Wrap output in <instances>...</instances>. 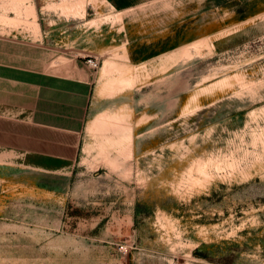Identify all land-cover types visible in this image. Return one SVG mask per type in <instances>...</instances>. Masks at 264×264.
<instances>
[{
    "label": "rangeland",
    "instance_id": "1",
    "mask_svg": "<svg viewBox=\"0 0 264 264\" xmlns=\"http://www.w3.org/2000/svg\"><path fill=\"white\" fill-rule=\"evenodd\" d=\"M0 37L95 74L74 166L0 158V264H264V0H0Z\"/></svg>",
    "mask_w": 264,
    "mask_h": 264
},
{
    "label": "crops",
    "instance_id": "2",
    "mask_svg": "<svg viewBox=\"0 0 264 264\" xmlns=\"http://www.w3.org/2000/svg\"><path fill=\"white\" fill-rule=\"evenodd\" d=\"M95 74L51 68L32 45L0 37V158L50 171L80 156Z\"/></svg>",
    "mask_w": 264,
    "mask_h": 264
},
{
    "label": "built area",
    "instance_id": "3",
    "mask_svg": "<svg viewBox=\"0 0 264 264\" xmlns=\"http://www.w3.org/2000/svg\"><path fill=\"white\" fill-rule=\"evenodd\" d=\"M88 61L91 63V62H93V65L94 66H97V63L95 62V61H93L92 59H88Z\"/></svg>",
    "mask_w": 264,
    "mask_h": 264
}]
</instances>
